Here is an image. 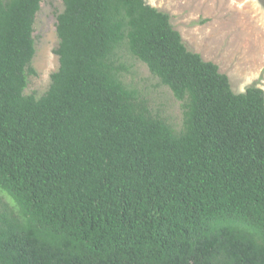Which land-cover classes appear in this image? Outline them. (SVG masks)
<instances>
[{
	"label": "trees",
	"instance_id": "trees-1",
	"mask_svg": "<svg viewBox=\"0 0 264 264\" xmlns=\"http://www.w3.org/2000/svg\"><path fill=\"white\" fill-rule=\"evenodd\" d=\"M60 1L37 96L44 0H0V264H264V90L235 93L147 0Z\"/></svg>",
	"mask_w": 264,
	"mask_h": 264
},
{
	"label": "rangeland",
	"instance_id": "rangeland-1",
	"mask_svg": "<svg viewBox=\"0 0 264 264\" xmlns=\"http://www.w3.org/2000/svg\"><path fill=\"white\" fill-rule=\"evenodd\" d=\"M171 17L190 51L215 63L230 79L235 93L248 87L264 90V0H147ZM63 10L60 0H44L36 16V53L27 94L41 96L59 68L53 53L58 43L56 16ZM155 111L177 127L182 123L180 103L158 84L142 63H135L128 77Z\"/></svg>",
	"mask_w": 264,
	"mask_h": 264
}]
</instances>
